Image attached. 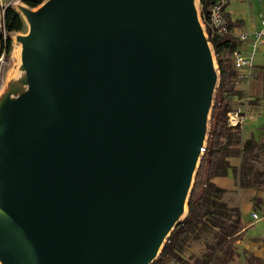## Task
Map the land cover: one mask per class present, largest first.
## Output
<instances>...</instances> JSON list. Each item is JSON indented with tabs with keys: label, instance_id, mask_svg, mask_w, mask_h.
Returning <instances> with one entry per match:
<instances>
[{
	"label": "water",
	"instance_id": "obj_1",
	"mask_svg": "<svg viewBox=\"0 0 264 264\" xmlns=\"http://www.w3.org/2000/svg\"><path fill=\"white\" fill-rule=\"evenodd\" d=\"M15 7L0 264H151L187 213L219 81L195 0Z\"/></svg>",
	"mask_w": 264,
	"mask_h": 264
},
{
	"label": "rangeland",
	"instance_id": "obj_2",
	"mask_svg": "<svg viewBox=\"0 0 264 264\" xmlns=\"http://www.w3.org/2000/svg\"><path fill=\"white\" fill-rule=\"evenodd\" d=\"M255 1V3L254 0L227 1L225 12L232 28H236L238 31H244L253 26V9H264V3L261 4L260 1ZM195 3L199 13L198 17L200 23L202 24L204 34L207 37L208 34L201 20L199 0H195ZM22 4L26 5L23 2ZM21 17L23 18L22 15ZM26 30L27 24L25 22V30L11 34V50L6 61H4V68L0 74V99L6 93H9L8 95L12 97L16 93L11 91V81L12 79H14V82L18 81V78L16 77H18V72L20 70V68L18 69V48L20 43L16 41L15 36L16 34H24ZM239 46H241V44L238 45V47ZM212 54L214 64L217 66L213 49ZM255 65L252 69L251 79L244 84L245 86H238L237 90H239L240 100L234 101L231 108L233 110L240 109L243 111L244 118L247 111L256 110L258 108L264 109V76L260 74L257 76ZM260 66L264 67V62L260 64ZM15 85H17V83ZM246 86H248L250 91L249 89L248 91L246 90ZM249 117L250 115L247 118ZM244 120L245 119L235 126L239 133H241L240 127ZM240 137L241 138H239L238 141H236L237 139L235 138H229L225 141L226 155L224 160L227 162L226 174H232L231 182L229 181L225 186H219L216 184L217 186L224 188V192L218 193V201L224 204L223 212L224 215L227 216L224 218L230 222H235L237 226H243L239 239L232 241V239L235 238V234L232 231L221 233L223 230H219L212 225V221H208L206 225L202 226V229L197 228L194 232L185 237L186 246L182 248L180 253L181 257L177 264H192L197 259L205 260V264H216L224 247H230L234 250L233 259L229 264H264V184L261 187L257 186L258 182L253 178L254 173L242 165L243 153L241 151V144L245 141H256L260 143L264 149V129L258 132V140L254 139L252 132L244 131L243 138L241 135ZM260 180L262 181L263 179ZM242 199L243 201L246 200L249 204V216L246 218L247 221L245 223H242L240 218V203ZM251 212H256L259 218L257 220H251ZM222 222L227 223L226 221ZM219 234L220 236H218ZM225 234L228 235L219 242L221 235L225 236Z\"/></svg>",
	"mask_w": 264,
	"mask_h": 264
},
{
	"label": "trees",
	"instance_id": "obj_3",
	"mask_svg": "<svg viewBox=\"0 0 264 264\" xmlns=\"http://www.w3.org/2000/svg\"><path fill=\"white\" fill-rule=\"evenodd\" d=\"M44 0H24V3L35 8ZM217 0H199L200 15L202 19H207V7ZM227 5V3H226ZM5 25L10 33L25 30V22L21 15L13 8L5 10ZM207 39L211 43L216 57L219 71V81L215 88L213 105L208 121V132L203 154L196 169L192 188L187 201V213L184 218L176 224L169 236L163 243L156 260L151 264H173L179 263L181 250L186 246L185 237L194 232L195 229H202L208 221L221 233L233 232L238 240L243 226H237L235 222H230L224 217V204L218 201V193L224 192V188L217 186L211 179L217 175H226L227 162L225 141L229 138L239 140L240 133L236 127L227 123V112L232 108L231 95L239 94V90L234 87V70L230 52L236 46L237 40L231 34H214L206 27ZM1 44V38H0ZM4 44L0 45V51ZM11 50V38L8 37L5 43V55L8 57ZM243 153V166L251 170L253 178L257 181V186L264 184V149L256 141H245L241 144ZM260 179H263L262 181ZM261 181V182H259ZM213 209V210H212ZM238 214V213H237ZM222 221H228L223 223ZM218 230V231H219ZM228 234L219 238L224 239ZM220 236V234L218 235ZM218 242V243H219ZM217 244V243H216ZM221 247V245L219 244ZM184 251V250H183ZM234 250L224 247L216 264H229L233 259ZM192 264H205V260L197 259Z\"/></svg>",
	"mask_w": 264,
	"mask_h": 264
},
{
	"label": "built area",
	"instance_id": "obj_4",
	"mask_svg": "<svg viewBox=\"0 0 264 264\" xmlns=\"http://www.w3.org/2000/svg\"><path fill=\"white\" fill-rule=\"evenodd\" d=\"M227 1L228 0H217L215 3L209 5L207 7V19L205 20L201 17V20L205 29L208 27L211 33L219 35L231 34L239 42H245L247 44L246 50L235 46L230 52L234 70L233 83L234 87L237 89L240 84L247 83L252 77L256 49L260 44L264 43V14H259V25L252 32L238 31L234 33L232 32L230 21L225 12ZM258 1L264 2V0ZM16 2L24 3V0H0V38L1 44H4L3 49L0 51V74L4 68V61L7 59L5 55V43L8 37L11 38L12 34L6 29L5 10L7 8H13L19 13L18 9L15 7ZM231 100L232 102L239 101V94L233 93L231 95ZM243 119V111L240 109H231L227 112L228 125L235 127L240 124ZM258 218L259 216L256 212H251V220H257ZM172 263L176 264V262L173 261Z\"/></svg>",
	"mask_w": 264,
	"mask_h": 264
},
{
	"label": "crops",
	"instance_id": "obj_5",
	"mask_svg": "<svg viewBox=\"0 0 264 264\" xmlns=\"http://www.w3.org/2000/svg\"><path fill=\"white\" fill-rule=\"evenodd\" d=\"M238 1H241V0H238ZM256 1L254 0V3ZM261 4L264 3L263 1H260ZM253 3V4H254ZM253 8H254V5H253ZM259 9V10H258ZM253 9V26L247 30H244L245 32H252L254 29H256L259 25V14H264V9ZM225 10H226V7H225ZM231 26V25H230ZM232 32L236 33L238 32V30L236 28H232ZM241 31V30H239ZM237 40V39H236ZM240 48L246 50L247 49V44L245 42H239L237 40V43H236V47H238V45ZM255 57H254V65H255V69H256V74L257 76L262 75L264 76V67H261L260 64H262L264 62V44H260L257 49H256V52H255ZM259 64V66H258ZM254 67V66H253ZM242 85L244 84H240L239 87H241ZM245 86V85H244ZM246 90L248 91V86L245 87ZM250 91V89H249ZM245 113V112H244ZM250 115L249 118H247L248 116ZM262 117V118H261ZM244 122L242 123L240 129H241V136L243 138V132L246 131V132H252L253 134V137L255 140H258L257 138V134L259 131H262V129H264V109H256V110H250V111H247V113H245V118H244ZM262 119V120H261ZM232 180V174L231 173H227L226 175H222V176H214L211 181L214 182L215 184L219 185V186H225L229 183V181L231 182ZM248 208H249V204L246 200L243 201V199L241 200V203H240V218L242 220V223L246 222L247 221V217L249 216V212H248Z\"/></svg>",
	"mask_w": 264,
	"mask_h": 264
},
{
	"label": "bare ground",
	"instance_id": "obj_6",
	"mask_svg": "<svg viewBox=\"0 0 264 264\" xmlns=\"http://www.w3.org/2000/svg\"><path fill=\"white\" fill-rule=\"evenodd\" d=\"M198 14H199V13H198ZM14 54H15V52H14ZM213 59H214V58H213ZM18 73H19V74H18V77H16V78H18L17 80L19 81L20 78H22V76H23V70L20 69Z\"/></svg>",
	"mask_w": 264,
	"mask_h": 264
}]
</instances>
